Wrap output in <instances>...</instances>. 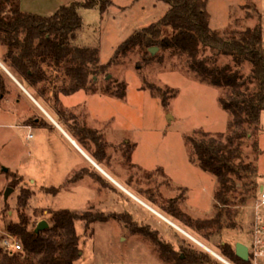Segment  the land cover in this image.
<instances>
[{"label":"rangeland","instance_id":"1","mask_svg":"<svg viewBox=\"0 0 264 264\" xmlns=\"http://www.w3.org/2000/svg\"><path fill=\"white\" fill-rule=\"evenodd\" d=\"M72 1L21 0L23 9L43 15H51L61 4ZM168 8L169 4L164 0H113L104 14L98 7H80L84 25L75 41L98 46L103 67L91 75L87 88L77 92L66 89L61 94L79 92L75 96L77 100H88L91 107L103 112L104 116L114 115L118 131L113 153L120 161L123 176L119 172L113 173L122 182L183 227L204 236V240L211 234L216 250L219 249L218 243L226 237L220 231V225L237 220L238 226L227 228L231 231L228 236H237L238 233L243 237L244 233L250 235L253 232L250 254L256 264V251L264 248V242L258 244L256 241V228L264 226V203L260 200L264 192L259 189L258 195L242 207L239 205L242 180L237 177L238 188L236 186L229 194V204L219 201L216 196L219 177L203 167L192 139L201 138L202 131L218 135L228 133L229 121L235 116L223 107L220 100L229 92V87L212 82L210 75L203 73L207 71L212 76L213 73L239 69L249 78V91L253 93L257 87L254 64L249 59L238 60L236 52H228L232 50L213 39L204 40L191 34H183L175 41L170 39L176 30L162 20ZM208 9L213 29L233 25L245 27L260 20L264 26V0H208ZM150 25L152 34L148 37L142 35L132 44L133 37ZM165 37L169 38L163 43ZM152 47H157L156 51L153 52ZM204 62L209 67L204 68L206 71L202 69ZM58 74L60 84L64 71ZM91 93L95 94L90 96ZM11 116L13 114L0 112V257L8 250L3 245L9 232L7 222L19 219L17 197L22 184L34 190L26 208L31 218L29 227L37 226L42 219L49 223V209L70 208L105 216L89 224L85 219L76 220L83 250L76 264H170L162 258L155 238L146 232L149 230L145 227L147 224L158 229L161 237L176 247L183 241L205 248L131 195L116 192L113 198L102 200L99 193L85 182H73L70 178L73 171L69 173L66 169L54 173L56 168H52L51 172L45 162L48 159H44V165L34 164L30 159L31 143L41 139V134L36 135L33 128L34 137H28L32 132L26 126L14 129L3 126V122L13 121L15 116ZM261 124L262 131L244 143L246 161L253 160L258 166L260 186L264 184V108ZM42 138L45 139L43 135ZM124 138L129 141L123 142ZM256 139L261 153L256 152ZM53 162L67 166L65 154L59 151L52 153L51 165ZM15 177V183L11 185ZM124 177L131 178L133 184L129 185ZM87 181L93 182L91 178ZM43 184L60 189L46 191ZM9 186H13L14 191L6 199ZM205 186L208 191L203 189ZM137 189L159 199L186 221L178 219ZM213 192L214 212L210 215L197 213L195 204H210V198L204 201L203 194ZM123 211L132 212L135 221L127 222L121 214ZM112 213H120V216ZM189 225L195 228L194 231ZM260 235L264 240V232ZM16 238L22 243L19 237Z\"/></svg>","mask_w":264,"mask_h":264},{"label":"trees","instance_id":"2","mask_svg":"<svg viewBox=\"0 0 264 264\" xmlns=\"http://www.w3.org/2000/svg\"><path fill=\"white\" fill-rule=\"evenodd\" d=\"M164 1L169 4V8L163 15V23L172 25L176 30L170 39L178 40L183 34H191L204 40L213 39L232 50L228 52H236L238 60L249 59L254 64L257 87L255 92L251 93L249 78L240 73L239 69L221 71L222 73H213L211 76L204 69H209L208 64L204 62L202 69L206 72L203 74L210 75L212 82L229 87V92L225 96L222 95L220 100L223 107L235 116L229 121L228 133L218 135L202 131L201 138H192L203 167L219 177L217 199L229 204V194L239 184L236 181L239 177L242 180L239 205L243 207L258 195L260 189L258 166L253 160L246 161L244 143L246 139L252 140L253 135L262 131L264 26L260 20L245 27L233 25L225 29H213L208 0ZM112 3L113 0H74L61 4L51 15H43L23 9L21 0H0V45L6 47L3 61L38 98L48 101L53 99L56 105L59 104L61 92L66 89H71L72 92L87 88L91 75L98 73L103 67L98 46L75 41L84 25L80 7H98L104 14ZM152 31L151 25L146 27L143 32L133 37L132 44L136 40L139 41L138 38L142 35L150 36ZM168 38L165 37L162 42ZM61 70L65 76L59 84L58 73H62ZM7 75L0 67L1 93L7 91ZM87 130L91 132L93 129ZM254 146L257 153L262 152L257 139ZM231 174H234V177ZM15 179L16 177L10 182L11 185H14ZM45 187L46 191L60 189L58 186ZM33 192L30 187L22 184L17 197L19 219L7 222L8 231L20 238L23 249L4 251L0 264H76L83 253L76 220L85 219L89 224L98 217L105 216L70 208L49 209V226L38 231L36 225L29 227L31 218L26 209ZM121 214L125 217V214ZM113 215L120 216L115 213ZM125 220L133 222L131 215L126 216ZM234 226H238L237 221L228 225L222 224L219 229L223 231V228ZM145 227L149 229L146 232L159 244L162 258L170 264H228L209 250L193 243L185 244L182 241L179 247H176L172 242L163 239L158 229L148 224ZM141 231L145 232L142 228ZM218 247V251L234 264H253L251 256L244 259L238 255L234 243L221 240Z\"/></svg>","mask_w":264,"mask_h":264},{"label":"crops","instance_id":"3","mask_svg":"<svg viewBox=\"0 0 264 264\" xmlns=\"http://www.w3.org/2000/svg\"><path fill=\"white\" fill-rule=\"evenodd\" d=\"M5 51L6 47L0 45V67L8 74L6 79L7 91L5 93H1L0 91V112H3V114L11 113L15 118L12 122H3L2 125L12 129L15 127L19 128L21 126H26L29 128V131L33 133V137V128L36 129V135L40 136L41 134V139L38 138L35 142L31 143L30 151L32 158L30 159L34 164L41 165L44 162V159H48L45 162L49 164L51 172L52 168H56L53 171L54 173L63 172L66 169H68L69 173L73 171L72 177H70L71 180L76 183L80 181L85 182L88 187L99 193V198L102 200L107 197L113 198L114 193L116 192H122L126 196L131 195L150 208V210L156 212L166 221L176 226L180 231L185 232L195 241H199L198 243L200 245L204 246L203 244H205L207 247L209 246L208 248L204 247L213 254L216 255V253H218L223 256L218 250H216V248H214V243H212L213 237L211 234L207 240L202 238L204 236L200 237L198 234H194V232L180 225L168 214L160 210V208L132 190L130 186L122 182L114 174L115 172H119L123 176L120 161H118V157L116 158L115 153H113L116 148V131H118L114 115L111 116L109 113L104 116L103 112L100 113L93 109L88 100H82L81 98L77 100L75 97L79 93H76L77 91L71 94H61L60 103L57 105L54 102L51 103V100L48 101L45 98H38L34 91H32L25 82L21 80L16 72L10 69V67L3 61L2 56ZM92 94L95 93L89 95L91 96ZM78 105L81 106V108ZM84 105L87 106L83 108ZM89 128L93 130L90 132L87 130ZM42 135L45 137L44 140ZM28 137L30 136L28 135ZM124 139L125 140H122L123 142L129 141L128 138ZM55 151H59L62 155L65 154L67 166L59 165L54 162V164L51 165V155ZM41 159H43V161ZM45 166L47 168L46 164ZM60 168H62L61 171L59 170ZM90 178L93 180L92 183L87 181V179ZM124 179L129 185L133 184L131 178L127 179L124 177ZM42 186L51 185L43 184ZM260 187V189L263 190L264 184ZM203 189L208 191V187L206 186ZM137 191L148 196L156 204L159 206L161 205L165 210L172 212L178 219L186 221L184 218L180 217V214L177 215L176 212L168 209L163 202L159 201V199L145 194L147 192L144 190L137 189ZM208 198H210V204H195L194 210L197 211V213L210 215L214 212V205L216 202L214 192L203 194L204 201ZM123 214H125V217L131 215L132 218H134V214L130 211H125ZM223 233L226 235L223 239L224 241H229L235 245L237 242L242 241L249 246V249L252 247L254 240L253 232H251L250 235L244 233L243 237L238 233L237 236L232 235L229 237L228 234H231V231H227V228H223ZM232 234L236 233L233 232ZM256 255L255 263L262 264L264 262V254H257L256 251ZM216 256L223 260L218 255Z\"/></svg>","mask_w":264,"mask_h":264},{"label":"built area","instance_id":"4","mask_svg":"<svg viewBox=\"0 0 264 264\" xmlns=\"http://www.w3.org/2000/svg\"><path fill=\"white\" fill-rule=\"evenodd\" d=\"M32 135L33 134L30 133L29 136H32ZM262 192H264V189L262 190ZM260 200L262 201V203H264V193H263L262 197H260ZM263 232H264V226H260V227L256 228V234H257L256 241H257L258 244H262L264 242L262 235H260ZM3 245L7 249L19 250V249L23 248L22 243L13 234H11L10 232H8L5 235V238L3 239ZM257 254H261V255L264 254V248H259L257 250Z\"/></svg>","mask_w":264,"mask_h":264},{"label":"water","instance_id":"5","mask_svg":"<svg viewBox=\"0 0 264 264\" xmlns=\"http://www.w3.org/2000/svg\"><path fill=\"white\" fill-rule=\"evenodd\" d=\"M152 51H156L157 47H152L151 48ZM11 75H13L12 73H10ZM8 169V168H6ZM14 191V187L13 186H9L6 190V199L9 198L10 194ZM49 226V223L46 219H42L41 221H39L36 229L39 231L41 229H45L46 227ZM203 244V243H202ZM205 247H207L205 244H203ZM208 248V247H207ZM236 251L238 253L239 256H241L244 259H249L250 258V249L249 246L245 243H243L242 241H239L236 243ZM216 253V252H214ZM216 255H218L219 257H221L222 259L226 260L224 257H222L221 255H219L218 253H216Z\"/></svg>","mask_w":264,"mask_h":264},{"label":"bare ground","instance_id":"6","mask_svg":"<svg viewBox=\"0 0 264 264\" xmlns=\"http://www.w3.org/2000/svg\"><path fill=\"white\" fill-rule=\"evenodd\" d=\"M197 240H198V239H197ZM198 242H199V241H198ZM200 242H201V241H200ZM201 243H202V242H201ZM208 247H209V246H208ZM222 257H224V256H222ZM224 258L226 259L225 262L227 261L226 263L234 264L233 262H231L230 260H228L226 257H224ZM223 260H224V259H223Z\"/></svg>","mask_w":264,"mask_h":264}]
</instances>
